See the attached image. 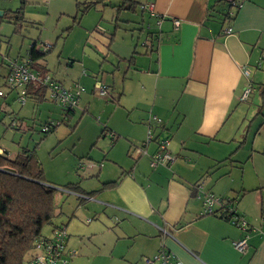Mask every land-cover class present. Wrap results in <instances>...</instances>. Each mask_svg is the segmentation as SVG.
Listing matches in <instances>:
<instances>
[{
  "label": "crops",
  "instance_id": "crops-1",
  "mask_svg": "<svg viewBox=\"0 0 264 264\" xmlns=\"http://www.w3.org/2000/svg\"><path fill=\"white\" fill-rule=\"evenodd\" d=\"M139 4L134 12H140L142 4L151 5L152 12H141L154 21L141 53L137 43L128 48L115 43L121 10L110 15V22H116L110 35L99 23L86 38L94 59L83 51L65 73L50 71L46 56L41 60L58 83L89 88L80 94L78 106L85 112L75 118L73 130L89 110L97 108L96 80L109 86L110 101L115 102L107 108L109 115L87 155L93 171L65 183L47 175L56 187L51 232L55 226L65 228L66 249L76 253L68 264H83V257L90 260V250L83 254V240L96 237L98 243L104 238L112 246L110 264H145L143 258L162 246L180 264H264V70L258 67L264 47V0H241L235 17L228 21L222 15L228 0H140ZM228 26L231 31L224 34ZM26 32L17 36L26 37ZM32 39L23 52L22 39L17 51L9 44L6 55L24 57ZM6 71V64H0L1 77ZM247 85L250 91L243 97ZM116 111L119 124L110 119ZM59 112L62 116L61 108ZM150 116L160 118L152 125L153 139L145 144V153L129 155L133 145L144 143ZM13 123L9 127H22L16 118ZM110 132L115 138L108 137ZM158 138L168 139L175 160L152 168L149 159L157 150ZM0 149L10 156L19 150L3 145ZM111 181L117 182L104 185ZM197 182L234 205L248 230L223 216L201 214ZM66 183H78L83 192L63 189ZM66 197L73 200L63 208ZM80 212L87 227L91 225L82 233ZM46 233L41 229L42 235ZM244 235L248 247L239 252L233 243Z\"/></svg>",
  "mask_w": 264,
  "mask_h": 264
},
{
  "label": "rangeland",
  "instance_id": "rangeland-1",
  "mask_svg": "<svg viewBox=\"0 0 264 264\" xmlns=\"http://www.w3.org/2000/svg\"><path fill=\"white\" fill-rule=\"evenodd\" d=\"M25 1L27 4L25 3L23 11L26 22L24 23L23 30L27 31L25 33L26 37L22 38L21 36L18 37L17 34H13V25L11 23L6 21L0 22V61L9 44L11 45L10 49L12 48L14 51H17L20 45L19 41L22 39L24 41L23 48L21 49L23 52L28 40L32 39V37H40L38 43H45V45L51 46H49L50 49L45 57L48 68L50 71H61L62 73H65L64 69L67 68L71 60L79 58L83 54V51L88 50L90 59L96 57L90 51L89 48H91V45L88 42L89 39L86 40V38L89 37V34L93 32V28L99 23L101 27L103 26L108 30L106 34L110 35L114 31L116 22H110V15L112 12L116 15L114 4L118 5L121 2V0H106L105 5H99L95 9L91 8L84 15L78 16L75 7L76 0ZM79 1L84 2L86 0ZM135 1L139 4L140 0ZM20 5L21 0H0V8L14 10ZM139 6L140 4L137 6V9ZM120 17L117 21V28L115 29V43L117 42L127 48L132 46L133 42L137 43V51L141 53L144 50L143 39L148 31L153 30L154 21L152 22L147 15L141 11L139 12V10L136 12L122 10ZM127 18L133 21L132 24L130 22H123ZM149 25L150 28H148ZM141 28L143 29L142 31L140 30ZM10 39L11 42L9 43ZM139 58L137 56V61H140ZM1 72H3V69ZM3 84L4 77L0 76V89L5 90ZM83 86L84 90L87 89L88 91L89 88L85 85ZM93 93V100H97L95 101L97 108L95 110H89V114L82 117L80 124L75 130L70 131V128L74 125L76 122L75 118L81 112V107L79 106H77L76 116L74 118L72 117L70 119L71 121L67 123L61 122L56 126L54 132L48 133L47 135L42 134L40 127L48 119L54 123L62 119L59 112L60 108H58L60 107L59 105L47 100L37 104L27 100L24 104L20 105L19 101L14 99V93H10L6 98L0 97V145H3L4 148L8 147L12 151L25 146L31 150L35 149L37 159L46 172V179H48V175L56 183L60 181H62L61 183L73 181L71 179L74 176L93 171L87 165L88 162L92 161L88 157L89 149L98 136L101 125L106 122V117L109 115L107 108L115 104V102L110 101L112 96L111 92L105 95L99 94L93 85ZM106 98L109 99V102L105 104L104 101ZM252 111L250 110V112ZM11 114L16 118L17 122L22 124L19 130L9 127V115ZM117 116L118 113L116 111L110 118L112 123L119 124L120 118ZM113 133H108V137L110 138ZM137 154L136 147L133 145L129 155L138 156ZM105 162L107 160L101 163ZM96 163H100V161H96ZM71 200H73L71 197H66L63 208L67 207ZM84 219V216L80 212L81 233L86 231V227L89 224ZM52 225L53 222L44 224L42 232H47L46 235L51 233ZM87 228H91V225ZM101 240L105 241V244ZM98 241L97 237L91 240H83V254L87 255L88 252L86 253V251L90 250L89 254L92 255L90 260L83 257V264H110L108 253L112 246L108 245L109 241L104 240V238H101L99 243ZM85 243H87L88 247L84 246Z\"/></svg>",
  "mask_w": 264,
  "mask_h": 264
},
{
  "label": "trees",
  "instance_id": "trees-1",
  "mask_svg": "<svg viewBox=\"0 0 264 264\" xmlns=\"http://www.w3.org/2000/svg\"><path fill=\"white\" fill-rule=\"evenodd\" d=\"M103 1L104 0H86L80 2L76 0L75 7L78 16L84 15L91 8H98ZM240 1L241 0H228V8L222 12L224 20H232L235 17ZM25 3L27 4L25 0H21V5L14 10L3 7L0 8V10L3 11L0 15V22L6 21L11 23L13 25V34L22 33L24 23L26 22L23 11ZM136 5L138 6L139 4H137L135 0H121L120 4L116 6V14L121 10H130L134 12L137 8ZM141 11H144V9L142 8ZM38 40V37L31 40L26 54L19 60H27L29 69L47 74L50 78L55 80L47 73L45 66L42 65L41 62L50 48L43 49L41 46L36 48ZM132 58L133 56L131 59ZM6 59L9 60L11 58L5 53L0 64H6L7 70H9ZM259 68L264 70V66ZM7 73L4 76L3 84L5 90L0 89L3 92V95L0 97L6 98L10 93H14L15 95L13 97L17 99V89L9 88L5 83ZM55 82L57 81L55 80ZM47 95L48 92L44 85L30 82L26 86V94L24 97L25 102L30 99L37 104L46 99L50 100ZM20 105L22 104L20 103ZM77 106L71 108H63L60 106L59 108L63 111L62 119L55 123L53 121L44 122L40 127L42 134L47 135L53 132L55 127L61 122H69V119L72 118L78 108ZM84 112L85 111H81V115ZM14 119V116H10L9 125H14ZM150 120L151 116L147 125L149 122L152 123V125L154 124V122ZM77 121L78 120L71 126V130L76 126ZM44 127H47V129L43 130ZM103 128V131L106 130L105 126ZM111 138H115V133L111 135ZM168 165L170 164L162 166ZM43 171L44 169L37 159L35 149L31 150L27 147H21L13 156L8 155L6 150L0 149V264H24V262L28 264V260L34 252L32 247H34L37 239L43 236L41 234L43 225L50 223L49 221L55 216L54 195L56 194V187L46 180L45 172ZM116 182L117 181H111L104 185L113 186ZM61 187L67 191H71V193L83 192L78 183H66ZM236 214L240 215L238 211ZM224 217L229 220L228 216L225 215ZM57 227L60 226H55L53 229ZM66 251H71V249H66Z\"/></svg>",
  "mask_w": 264,
  "mask_h": 264
},
{
  "label": "built area",
  "instance_id": "built-area-1",
  "mask_svg": "<svg viewBox=\"0 0 264 264\" xmlns=\"http://www.w3.org/2000/svg\"><path fill=\"white\" fill-rule=\"evenodd\" d=\"M141 8L147 9L152 12V6L148 4H142ZM179 21L174 20V24L178 25ZM231 27L228 26L223 30L224 34H229ZM42 47L43 49L48 48L50 45L45 43H37L36 48ZM259 57L258 67L264 66V47ZM8 62V73L5 78V83L9 88L17 89V101L19 103H25L26 86L30 82H36L44 85L48 92L50 100L63 107L71 108L76 107L79 103L80 94L84 90L82 84L73 83L71 85L63 86L60 83L55 82L47 74L42 72L34 71L28 68L27 60L19 59H6ZM94 88L97 89L99 94L105 95L110 94V88L107 84L102 81L96 80ZM250 91V85H247L244 90L243 97ZM3 92L0 90V96ZM154 123H159L160 118L151 116V120ZM44 127L43 130H46ZM153 139L152 123L149 122L147 125V136L143 144L136 147L138 153H145L144 147L149 141ZM157 150L150 154L149 164L150 167H157L159 165L171 164L175 160V156L168 150L169 141L165 138H158ZM195 191L197 192L196 197L200 198L202 203L201 214H215L220 216H228L229 221L235 227H239L243 231H247L249 226L245 218L240 214H236L237 210L234 205L228 203L219 196H216L211 191L203 188V182H197L195 185ZM64 227H57L52 230L50 235L41 236L37 239L33 248V255L28 260V264H67L69 258L75 255V251H66V237ZM247 236L244 235L238 241L233 243L234 248L239 252H245L248 247ZM145 264H180V261L174 254H171L167 249L162 248L150 257L143 258Z\"/></svg>",
  "mask_w": 264,
  "mask_h": 264
},
{
  "label": "water",
  "instance_id": "water-1",
  "mask_svg": "<svg viewBox=\"0 0 264 264\" xmlns=\"http://www.w3.org/2000/svg\"><path fill=\"white\" fill-rule=\"evenodd\" d=\"M3 13V11L2 10H0V15Z\"/></svg>",
  "mask_w": 264,
  "mask_h": 264
}]
</instances>
